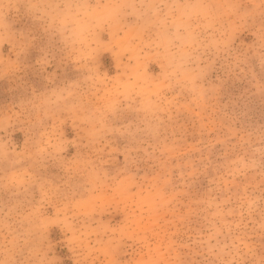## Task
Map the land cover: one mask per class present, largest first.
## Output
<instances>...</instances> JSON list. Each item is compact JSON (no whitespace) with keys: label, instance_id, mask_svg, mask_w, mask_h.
Returning a JSON list of instances; mask_svg holds the SVG:
<instances>
[{"label":"rangeland","instance_id":"rangeland-1","mask_svg":"<svg viewBox=\"0 0 264 264\" xmlns=\"http://www.w3.org/2000/svg\"><path fill=\"white\" fill-rule=\"evenodd\" d=\"M0 264H264V0H0Z\"/></svg>","mask_w":264,"mask_h":264}]
</instances>
